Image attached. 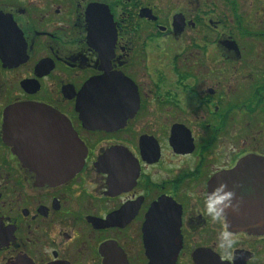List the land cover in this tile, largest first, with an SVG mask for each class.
Returning a JSON list of instances; mask_svg holds the SVG:
<instances>
[{
  "label": "flooded vegetation",
  "instance_id": "af4514ba",
  "mask_svg": "<svg viewBox=\"0 0 264 264\" xmlns=\"http://www.w3.org/2000/svg\"><path fill=\"white\" fill-rule=\"evenodd\" d=\"M24 103L69 123L72 178L14 153ZM221 185L237 210L213 220ZM261 225L264 0H0V264H264Z\"/></svg>",
  "mask_w": 264,
  "mask_h": 264
},
{
  "label": "water",
  "instance_id": "95a60500",
  "mask_svg": "<svg viewBox=\"0 0 264 264\" xmlns=\"http://www.w3.org/2000/svg\"><path fill=\"white\" fill-rule=\"evenodd\" d=\"M81 94L80 91L77 95L75 110L82 126L88 130L106 131L113 121L112 113L85 111L82 108ZM5 123L4 131L14 153L26 168L36 173L39 181H66L82 165L84 150L69 123L44 106L24 103L11 107L6 113ZM18 138L39 141H17ZM62 140L66 141L64 146L60 143ZM260 217L259 213L258 218ZM261 226L264 229V225ZM231 227L238 229L240 225L234 224Z\"/></svg>",
  "mask_w": 264,
  "mask_h": 264
},
{
  "label": "clouds",
  "instance_id": "9594fccd",
  "mask_svg": "<svg viewBox=\"0 0 264 264\" xmlns=\"http://www.w3.org/2000/svg\"><path fill=\"white\" fill-rule=\"evenodd\" d=\"M224 187V185H221L205 197V209L213 220L223 218L229 209L232 211L237 210V206L232 203L234 193L224 191Z\"/></svg>",
  "mask_w": 264,
  "mask_h": 264
}]
</instances>
